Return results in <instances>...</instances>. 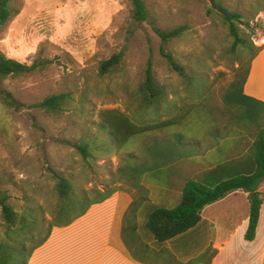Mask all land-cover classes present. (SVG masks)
I'll return each instance as SVG.
<instances>
[{
	"label": "rangeland",
	"instance_id": "1",
	"mask_svg": "<svg viewBox=\"0 0 264 264\" xmlns=\"http://www.w3.org/2000/svg\"><path fill=\"white\" fill-rule=\"evenodd\" d=\"M143 1L149 18L142 24L131 19L127 0L13 2L19 14L0 32L1 52L26 64L39 51L53 60L44 75L7 78L0 84V189L7 190L10 203L18 210L27 207L43 212L39 220L44 222L26 242V249L43 239L52 221L47 207L57 204L48 167L87 191L119 189L137 200L152 190L145 184L147 192H139L119 170L143 159L147 148L173 140L174 131L137 137L118 149L101 128V110L118 109L137 123H151L172 117L182 105L195 104L196 111L179 130L186 144L198 147L194 154L215 161L211 145L215 148L225 142L221 138H228V148L234 146L236 110L225 104L224 95L237 79L238 64L229 53L231 39L222 22L207 14L209 0ZM224 2L241 15L239 26L251 35L254 45L264 46V0ZM182 23L190 27L186 36L162 46L153 28L166 30ZM162 51L173 56L188 78L170 69ZM112 56L120 57L119 65L100 75V64ZM147 64L167 90L166 104L159 113L139 106L137 89ZM62 92L73 97L63 116L49 117L37 108L44 97ZM4 99L13 104L6 106ZM88 138H96L94 153L99 157L85 169V180L80 176L82 161L72 144ZM244 145L237 147L243 151ZM174 168L182 180L200 171L199 164L183 160ZM2 223L0 210V229Z\"/></svg>",
	"mask_w": 264,
	"mask_h": 264
},
{
	"label": "trees",
	"instance_id": "2",
	"mask_svg": "<svg viewBox=\"0 0 264 264\" xmlns=\"http://www.w3.org/2000/svg\"><path fill=\"white\" fill-rule=\"evenodd\" d=\"M13 2L14 0H0V32L19 14V8ZM127 2L130 5V17L136 24L148 21V10L143 0H127ZM209 2L211 6L206 7L207 14L218 16L222 22L231 39L229 53L233 61L238 64L237 79L227 89L224 102L228 107L236 110L235 120L238 129L236 132L234 130L236 137L234 136L233 148L245 142L244 149H247V152L242 156L230 155L227 152L223 154V151L229 149V140L221 138L225 140L222 145L209 147L213 150L215 161L195 155L198 147L186 144L184 135L179 131L186 126L187 121L196 111L195 104L182 105L172 117L151 123H137L118 109L101 110L98 114L101 128L108 132L118 149L124 148L137 137L174 131L173 140L156 145L152 149L147 148L143 159L136 160L135 164L127 163L119 170L121 175L129 177L126 179L127 184L139 192H147L143 186L145 184L175 188L179 191V198L174 205L141 207L140 215L144 229L158 244L196 227L205 206L238 190L254 194L248 198L249 223L245 233V239L251 241L255 236L260 207L264 202L262 192L258 189L260 183L264 181V115L260 108H256L260 103L244 94V84L250 65L264 46L254 45L251 35L245 33L239 26L241 15L228 9L224 0H209ZM262 10L264 11L263 8ZM189 28L187 23H182L166 30L155 27L153 30L160 38L162 46H166L185 37ZM162 56L171 70L184 79L188 78L186 70L171 54L162 51ZM119 63V56H112L103 61L99 67L100 75L110 73ZM52 65L53 60L45 57L41 51L30 64H26L6 57L0 50V84L7 78L44 75ZM137 96L143 111L154 110L159 113L166 104L167 90L155 77L151 64H147L143 81L137 89ZM4 103L6 106L13 104L7 99H4ZM72 103V94L62 92L44 97L36 106L44 115L58 118L70 110ZM72 147L82 161L83 171L80 176L86 180L85 169H90L92 161L99 157L94 153L97 150L96 138L80 139L73 143ZM182 160L199 164V173L186 180L178 178L174 165ZM47 170L54 181L53 193L57 204L53 208L48 205L47 210L52 221L43 239L30 249H26V242L33 238L44 222L39 220L43 212L27 207L18 210L10 203L7 190L0 189V210L3 221L0 229V264H27L33 250L47 240L54 227L70 225L85 214L92 205L104 202L114 192L119 191V189L102 192L98 189L87 191L71 177L57 173L49 167Z\"/></svg>",
	"mask_w": 264,
	"mask_h": 264
},
{
	"label": "crops",
	"instance_id": "3",
	"mask_svg": "<svg viewBox=\"0 0 264 264\" xmlns=\"http://www.w3.org/2000/svg\"><path fill=\"white\" fill-rule=\"evenodd\" d=\"M244 94L260 103L264 115V48L250 65ZM226 152L242 156L247 149ZM258 189L264 198V181ZM179 195L175 188L152 186L134 200L132 193L116 191L70 225L54 227L27 264H264V202L254 239L247 241L248 198L254 194L242 190L205 206L188 232L162 244L153 240L144 229L141 207L171 206Z\"/></svg>",
	"mask_w": 264,
	"mask_h": 264
}]
</instances>
